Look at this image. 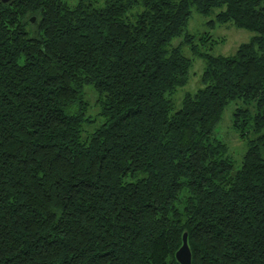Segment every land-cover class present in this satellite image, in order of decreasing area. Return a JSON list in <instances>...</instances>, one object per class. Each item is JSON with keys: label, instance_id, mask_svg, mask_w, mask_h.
Instances as JSON below:
<instances>
[{"label": "trees", "instance_id": "trees-1", "mask_svg": "<svg viewBox=\"0 0 264 264\" xmlns=\"http://www.w3.org/2000/svg\"><path fill=\"white\" fill-rule=\"evenodd\" d=\"M193 11L256 35L214 55ZM185 232L192 264H264V0H0V264H180Z\"/></svg>", "mask_w": 264, "mask_h": 264}, {"label": "rangeland", "instance_id": "rangeland-1", "mask_svg": "<svg viewBox=\"0 0 264 264\" xmlns=\"http://www.w3.org/2000/svg\"><path fill=\"white\" fill-rule=\"evenodd\" d=\"M73 1V0H72ZM211 17H205L201 14L193 11L191 16L188 30L196 34L202 49H206L214 55H231L236 52L240 44L248 42L251 38L256 35L255 32L238 28L231 23L227 24H216L215 27H209L207 21ZM36 20L34 21V23ZM33 23V24H34ZM208 32L211 33V37H208ZM203 38H208L203 42ZM181 38H175L174 44H178ZM184 53L193 60V66L190 70V79L187 85L180 87L173 99L179 107L181 105L183 96L186 92H195L201 84V74L203 72L205 62L202 58L194 56L189 48V46L183 47ZM87 89V97L91 104H94L95 93L89 87ZM245 105L243 100L237 99L231 102L224 111L220 123L215 129V135L218 139L225 142L228 146L227 154L231 156L235 162V169H238L242 164V159L244 152L246 150L245 141L241 139L239 133L233 127V114L237 107Z\"/></svg>", "mask_w": 264, "mask_h": 264}, {"label": "water", "instance_id": "water-1", "mask_svg": "<svg viewBox=\"0 0 264 264\" xmlns=\"http://www.w3.org/2000/svg\"><path fill=\"white\" fill-rule=\"evenodd\" d=\"M4 3L9 2L10 0H1ZM32 22L35 21V18L32 17ZM176 259L180 264H192V251L188 243V235L187 232L183 234V242L180 248L176 252Z\"/></svg>", "mask_w": 264, "mask_h": 264}]
</instances>
